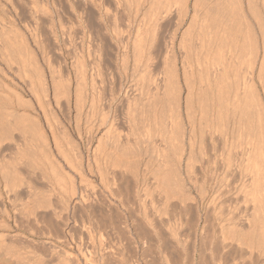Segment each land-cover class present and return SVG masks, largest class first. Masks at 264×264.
<instances>
[{
    "label": "rangeland",
    "instance_id": "374dc122",
    "mask_svg": "<svg viewBox=\"0 0 264 264\" xmlns=\"http://www.w3.org/2000/svg\"><path fill=\"white\" fill-rule=\"evenodd\" d=\"M86 1L85 0H80V1L79 0H75V1L74 0H9V1L8 0L7 1L6 0H0V5H1L0 7L3 8L5 6L3 9L0 8V26H2L0 28V30L1 31L3 30L2 31L3 33L0 31V45H1L0 49L5 47L8 50V51L6 50L5 52L6 53L8 52L10 55L8 53L7 54L10 57L12 55V57H13V59H12V57H11V59H9L10 57L8 59H6L8 57L7 54L5 56V53L2 52V50H0V70L2 69L1 70L2 73L0 71V73H1L0 74V219L2 218L0 220V264H18L17 262H19V264H94V263L95 264H120V263L121 264H147V263H149V264H201V263L202 264H207V263L208 264H217V262L219 261V258H217L218 257L217 255H219L218 254L219 252L223 254V255L221 254L222 255L221 258L223 260L226 259L225 260L226 262L222 261V259H220L219 264H224V263L225 264H264V234L261 233V231H259V229H257V227H258L257 225L259 222L257 221L256 218H254L253 220L251 219L252 220V221L250 220L251 222L249 220H247L248 215H249L248 216L249 219H250V217L252 218V216H253V215L250 216L254 212L253 211L254 209H252L253 203L250 202L249 199H247V197H245L244 194H242V193L237 194V192H235L236 190L241 189V188H238L241 186V183H242V182H240V180H242V178L245 177V176L242 178H241V176L236 177V176L240 175V174H238V172H239L238 167H237L238 170H236V165L235 166L233 165L234 167H232V168H235V169H231L230 170L231 172L230 171L227 172L228 175H231V174H229V172L230 173L233 172L232 175L229 177L227 175L228 178L226 177L224 182H223L224 179H222V181H220V179H219L221 177L220 174H222V172H223V170H222L223 166H222V163H220L221 160L218 161L217 158H219V156L218 157L216 156V160L221 164V166L216 161L218 164H213L212 166H214V167L211 166V170H212L211 171L210 170L211 163H210V165H209V163H207L209 166H207V164H205L206 161L204 160V156L202 157L203 154L201 153L202 149L200 147V144L197 141H195V140L199 139V136L195 137L196 139L194 138L193 153H192V157H191L192 161L190 160L191 163H190L189 167L185 166L187 163V160L185 157L186 155H184V154H186V152H184V153L182 152V155L176 154V155H178L179 158L177 156L175 157V154L172 153L173 151L170 148L171 147L170 144H168V142H166V143H164V147H163L162 146L163 143L160 144V142H162V141L157 137L159 140L156 138V141H155L156 143L153 142V145H155L157 149L159 147L160 149L164 148L166 150V152H165V150L163 152L164 154H166L165 158H163L164 159L163 161H165V162H163V164H165V165H162L161 164L162 162L159 164L160 161L158 160L159 157H157V156L160 153L158 152V150H157L158 153L156 152L155 146L150 144L151 145V147H150L145 142L143 144L142 143L137 144V143H135L136 141L134 142L135 136L132 137V135H130L129 136L130 138L128 137L129 139L126 140L124 132L129 133L128 132L129 128H130V130L132 129L135 132H137L138 129H136L137 128L136 124L131 122L132 120L130 119L129 116H128L129 118L127 117L129 120H127V118H126L127 106H128L126 103L127 100H125V98H123L121 94H119V96H117L113 100L104 99V100H108V103H107V101H103V104L105 102L107 103V104L105 103V107L107 106L106 108H108L109 106L111 107L112 114L117 119L116 122L114 123L115 124L114 126L116 128L113 127V129L115 128V133L119 132L123 138V139H121L122 144L119 143V145H118V142H117V145H116V143L115 144L112 143V148L114 150V153H112L113 150H111L112 149L111 145H109V143H108V142H110V144H111L112 141H110L107 138V136L105 135V129H106L105 126L99 127L98 130L95 129L94 131H96V130L97 131L95 133L93 131V133L90 136L88 135V137H89L88 138V137H86L87 135L85 134V132H86L85 127L87 126L86 125L87 123L85 124V122H82L83 124L81 123L80 130H79L80 134L78 135V134H76V132L73 129H70L68 127V125H70V126H71V124L73 125V121L71 119L72 118L71 115L73 114V110L71 108L69 109L68 107H66V104L64 102L62 103V106L60 107L61 111H60V109L58 110V109L54 108L53 113L56 112L55 113L56 115L54 114V116L55 117L57 116V118H58V121H57L58 122V128L60 129V130L58 128H57L58 130L56 129V131H55V132H57L56 137L58 139L60 138L59 142H61L60 144H61L63 150L64 149L67 150V151H64V155L67 154L66 156H68V158H69L68 160L70 161L69 164L72 165L71 166L72 168L69 166H66L65 162L62 161L63 157L62 158L60 157V156H62V154L58 153L56 150H54L52 148L53 149L52 155L54 154L53 155V157H54L53 163H55L54 166L56 165L55 169L56 170L58 169L56 171L55 176L59 177L58 179H56L57 177L55 178V182L58 181L59 184L58 183L56 184L54 181L51 183L48 181L49 179L53 180V178H51V176L49 174V170L47 172L48 173L47 177L49 179H47L46 177L41 178L40 176L33 174V176H36L35 177L36 179H34L31 176L34 181L31 178H30V180H32L31 183H32V185L34 184L33 185L34 188L35 189L37 188V190L39 192H43V194H44V192L47 193L49 191L48 185H53L54 187L53 186L52 187L54 188V190L55 189L57 190V188H55V187L60 188L61 186L64 185L65 187H62L63 189L58 188L59 190H57L56 192L55 191L52 192V194L54 193V195H55L54 196L55 199L53 197H51L52 198L51 200H53V202L55 201L53 204H54V206L57 205V207L59 205L58 196L59 195L68 196V194H69L68 192L71 190V187H73V184H75L76 188H74L75 186L73 187L75 189V191H74V189H72V191H74L75 194L72 196V199H71V200L74 199L75 202H72V203H74V205L69 206L67 211H63L64 213L62 212L61 215L60 214L58 215V213L53 214L51 208L49 209V208L45 207V205L47 203L45 205L43 204L47 200L46 199L47 196L44 195V197L45 196L46 197L43 198L45 200L42 202V206L38 207V204H35L33 207L29 208V210L27 209V211L24 212V202L26 200L25 195H27L26 193L24 195V192H26L24 189V180L26 178L30 177V176H28V174H30L31 172L28 171L29 173L27 174V171H26L27 169L29 170V168H28L29 164H27L28 166H26V165L24 166V139H22L24 137H22V134L24 136V123L27 124L29 121H30V123L33 121L32 110L35 109L37 106H36L35 101L33 100L34 98L32 99V96H30L31 94L29 95L27 93V92H29V91H26L27 86L25 87L26 90L24 89V73H23L24 70L22 72L21 69H22V67H24V65L22 66V59L25 58V56H24L25 50H23V49L21 50L23 52V53L22 52L21 53L24 54V55L21 54L23 57L22 59L20 58L21 57L20 51L18 52L20 57L17 56V50L18 49L16 47L20 46V44L18 45L19 40H20V43H22V45H24V46L28 45L29 46L30 49L28 51L30 53L32 52L31 54L35 55V56H33V55L32 56L34 57L37 66H41V69L43 68L42 70L40 69V71H43L44 75H46V76L48 75L47 73H48L49 67L52 70H54V69L57 70L56 72H54V74L56 76V79L59 81L60 85L62 86V88L65 87L68 82L69 83L71 82L70 83L71 85H75V83L77 81L79 82L80 80H82L81 82H83V80H84L85 88L87 87L86 89L89 92V89H90L89 83H91V78H94L96 81H98L97 83H99V85H101L100 80H99L100 78L99 77L97 78L95 76L97 78L96 79L94 76L91 77V74H90V70H91V66H92V64H90L92 60H90V59H92L93 57L100 58L101 61L99 60V62H98V63H100V65H102V63H103V65L101 66V69H103L102 70L104 72L103 78L105 79V81H104V85L102 87H103V89L106 90V91H104V93L106 92L105 93L106 95L104 94V98L110 97V96L109 97L107 96V95H109V92L107 90H109L108 88L110 87V85H112L110 83V79H109V71H110V73L112 71V73L114 74L115 80H114L113 86H114V88L116 87L117 89H119L120 87H123L124 84H131L130 80L133 82V77H135V78L137 77V75H135V73H132L131 71H129L127 79H126V77L124 75L120 74V72H117L118 71L117 66L119 64V61L117 60L118 59L117 58V56H118L117 52H119L120 46H119V43L116 41L115 37L113 36V34L110 33L114 26L113 27H110V26H112L111 25L112 23L114 25L117 23L116 25L120 26V28H122V29L124 27V29H125V27H129L131 25L130 27H132V29L134 30L133 32L135 34V32H136L135 28H136V25L138 23L137 16L141 10H144L146 8V5H144V6L142 5V6L138 7L139 11H138V9H136L137 11L136 10L134 11L135 8H133V9L130 8L131 10L127 9V7H124L125 4L123 5L122 3H120L121 5L119 4L118 8H116L115 7L116 3L113 2V0H108L110 2L111 9L112 10L114 9L113 12L116 9L120 10V11L116 10V16L115 17L113 16V18H116V19H113L111 17V20H114V22H112L109 19L110 17L107 18V17H105V14H103V12H104L103 8L105 9L104 3L107 5V4H109V3H107L108 1H106V0H104V1L103 0H98V1L95 0L96 4L94 3V1H91V0L90 1L88 0V2H87L88 4H87ZM98 2L101 4H98ZM194 2H195V5L193 4ZM242 2L243 3H241V6L242 5L243 6H242V8H240L239 6H237L239 4H237L235 1L232 2L231 6H230L231 2L229 0H187L186 4L188 7L187 8L188 14H187V16L184 17L183 26L181 28H179V30H177L178 33L176 32V35L177 36L180 35L179 33H181V31L185 30L186 28H189L191 16H192L194 11H195L194 19L196 21H195V25H193L190 28L193 30L195 29V26L197 24H199V22L201 21L204 13L207 16H209V18L207 16H205V17H207L206 18L207 22L209 20H212V19L215 20L214 16H217L216 21H219L220 19H224L227 22L228 26H231V28H232V29L231 28L228 29L229 32L226 33V34H229L231 32L232 36H231V33L229 34L230 36L225 35L226 36L225 38L227 39V37H228V39L227 40L225 39L226 41H224V42H227V43L230 42V40L233 39L232 37H234L236 34H238L240 37L241 46H240V49L238 51V54L240 55L239 56L240 59H238V60L240 62L239 61H238L239 63L236 62L237 66L236 65L235 66H236L237 72L243 74V73H245L246 67H247L246 61L249 58V55H247V53L249 52V48H250L249 42H250V39L252 36L250 37V34L247 33V31H246L247 27H246V25H244V24H248V22L250 21L251 14L249 15V12L246 11L247 7L245 5L246 4L245 0H242ZM102 3H103V5H102ZM228 3H229V7H231L230 8L231 10L228 7ZM3 4H4V6H3ZM30 5H33L34 7H31ZM43 5H45V6H43ZM234 5H235V7H234ZM35 7H36V9H35ZM177 7H178L177 4L172 5V8H171V9H173V11H171L172 14L170 15V17L166 21L165 20L163 21V23L160 26L161 30H160V28L158 30L159 33H158L157 38L159 37V39H157L156 44H159L161 46L158 45L159 46L158 48L154 47L153 51H152V53L154 54L153 56L156 57V55H157L156 59L154 58L155 62L153 63V67H154L153 72L156 71L157 74L158 73L161 74L162 69H160V68L162 67V65H164L166 63L165 62L162 64L161 61L164 62V60L168 58V54H169V58H168L169 64H170V61L174 60L175 65L177 66V67L174 66L172 68H176V71L179 75V76L178 75L177 76H178V80L180 82V87L182 88V92L180 94L181 98H182V97H184V94H185V92H184L185 88H184V85L182 84V75H181L182 73H181V67L179 65H180V59L184 53L180 47L178 48V42L176 43L179 36L177 37V40L175 41V43L173 45L174 46L173 49H170V47H169L170 44H168L170 42V37H171L170 35L174 31L173 30L174 25H175L174 21L176 19L175 18L176 14H175L174 10L176 11ZM232 7H234L235 9ZM238 7L245 11L244 13L247 17L246 19L248 20V21L246 20L247 23H246V21H243L245 18L243 19L241 17V15H240L241 10ZM121 9H122V11H121ZM228 9L230 11H232L231 12L232 15L235 14L234 12H237V14L240 17L236 16V14H235V17H233V19H231V20H229L225 16L221 17L220 14H223V12H224V14L225 13L228 14ZM129 10H130V12H128ZM239 10H240V12H239ZM97 11L99 12V14ZM246 12H247V14H246ZM119 13H121V14H119ZM127 13H130L131 15H129ZM130 16H132V18ZM87 17H89V18H87ZM248 17H250V18H248ZM125 18L126 19L129 18V20H127L128 23H127ZM120 19H121V21H120ZM107 20L110 22H108ZM125 21H126L125 24L126 25L129 24V26L128 25L126 26L124 24ZM243 22H245V23H243ZM108 23H109L110 28L107 25ZM122 25H123V27H121ZM144 26H145V24H143V26H141V28H139V29H142L141 30L142 33L146 32V31H144L145 28L143 29ZM4 32H6L7 34L6 33L4 34ZM97 32H99V33H97ZM147 32H146L147 34L143 33V35L148 36L149 31H147ZM1 33L6 35V36L2 35ZM102 33L104 36L102 35ZM90 34H92V35H90ZM95 34H96V37H94ZM134 34H133V37H134ZM100 35L103 37L101 38ZM92 36L96 40L92 39L91 38ZM5 37H7V39H5ZM133 37L131 35V38H133ZM229 37H231V38H229ZM32 38H34V40ZM8 39L10 41L13 40V42L12 41L10 42ZM15 39L17 42L16 41L14 42ZM88 39L90 41L94 42V46L96 47L97 50H100V51L102 50L101 51L102 54H100V51H97L98 52L97 55H94V54L90 55V53H89V44L90 43H89ZM5 40H6V42H5ZM158 40L163 41L164 43L166 42V44L169 47V50L170 51L173 50L174 52L172 51V53H170V51L168 50L169 51L168 54L165 53L164 52L165 50H163V46H164L163 44L164 43L163 42L158 43ZM223 40L224 39H222L220 42V46H222L221 48H223V45H224V44L222 45V43H224ZM7 43H8V45H7ZM9 43H11V45H13V46L10 45L11 46L10 47ZM2 44H3V47H2ZM14 44H15V46H14ZM100 44H101L102 48H100ZM109 45H110V47H109ZM226 45H224V46H226ZM28 46H26V47H28ZM26 47H23V48L25 49ZM117 47H118V49H117ZM165 47L166 46H164V48ZM5 48H3V50H5ZM86 48H87L88 52L86 51ZM113 49H115V50H113ZM157 49H158V51H157ZM30 50H32V51H30ZM110 51L113 53H111ZM202 52L204 53V51H202ZM46 53L48 54V56ZM155 53H157V54H155ZM163 53H165L164 56L167 54L166 55L167 58L164 59ZM191 53L193 54L192 50H191L190 54H188L190 60H192L193 56H194V54L192 56ZM99 54H100V56H99ZM103 54H104V56H103ZM110 55L113 59L110 57ZM159 56H160V58H159ZM247 56H248V58H247ZM102 58H104V59H102ZM160 59H162V60H160ZM168 59H167V63H168ZM7 60H9V62H11V61L12 62L10 64H8L9 62H7ZM109 60H110V62H109ZM156 61H157V63H156ZM111 62L113 63V65ZM80 63H82V64H80ZM154 64H155V66H154ZM171 64L174 65V63H171ZM115 65H116V67H115ZM165 65H164V67L167 68ZM81 66H83L85 68L82 67L81 69H79V67H81ZM112 66H114V67H112ZM167 66L170 67V65H167ZM51 67H54V69ZM164 67H162V68L164 69ZM38 68H40V67H38ZM109 68H110V70H108ZM115 69H116V71H114ZM154 69H155V71H154ZM82 70H84V73H83L84 76H83V74H81ZM116 72L118 73L117 75L115 74ZM131 74H134V76L133 75L131 76ZM228 76L231 77L230 72L228 73ZM106 78H107V80H106ZM121 81H122V83H121ZM108 85H109V87H108ZM257 89H258L257 90L258 93L260 94V96H259L260 102L263 104V107H264V101H263L264 95L261 92L260 85H257ZM7 90H8V92H7ZM206 91L204 88V91H202V94H199L198 96L196 95L195 99H194V104H193L194 107L192 109V110H194L192 112L193 120L190 123L195 124V126L197 128L196 131L199 130L197 122H199V115L200 114L198 112H200V107L201 106L205 107L207 101L210 100L209 94ZM24 92H26V93H24ZM88 92H87V94H88ZM4 93H6V94H4ZM119 97L121 98V100ZM24 101H27V102L24 104ZM169 103H170L169 100L168 101L162 100V101H159L158 104H155V109H156L157 114H159V111H160L168 119V113L166 111L170 107ZM141 106L143 108H145V107L147 108V105L145 104V102L140 101L138 104L135 103L134 105H132L131 109L134 113H138L140 111ZM162 106H163V108H162ZM31 108H32V110H31ZM180 110L181 111L179 112L180 114L178 117L179 119L177 118L176 121H178L179 128L182 126L180 128L182 130H180V131L185 132V130H186V133H187V130L189 128V118L190 117H189L188 113H185L182 105H181ZM30 114H32V115H30ZM150 115H148L147 118L150 117V119H152V116H150ZM203 115L206 116L208 114L203 113ZM159 116H158V119H156L157 121H160ZM261 116L263 117L264 114H262ZM67 119L69 121L68 123H67ZM39 120L41 121V122L39 121L40 124L43 125L42 118H39ZM167 122H170V121L167 120ZM167 122H165V123H167ZM66 124H68V125H66ZM158 125H159V122H158ZM254 125H255V127H254ZM256 125H257V123L253 124L251 126V130L249 129L250 141L254 145H258V146H260L259 144L261 142V146L264 147V139L261 140V138L259 137L258 132L260 131V129L259 128L257 129ZM62 126H64L65 129ZM36 128L38 129V127H36ZM134 128H135V130H134ZM166 128H168V125L166 126ZM153 129H159V128H158V126H156ZM39 130H40V127H39ZM61 130H62V132H60ZM65 130H67L66 131L67 133L65 132ZM117 130H119V131H117ZM122 132H123V134H122ZM65 134H67V135H65ZM25 135L28 137L30 136L29 138L32 141L31 146H32V148H34V150L32 148H29L32 155H33L32 158L34 159V157H37V159H39V158L43 159L42 155L46 154L47 151L43 150V148L40 147L41 146L40 139L38 138L39 139L38 140L36 137H34V138L37 140L31 138V136H32L31 132H30V135H29V132H25ZM235 135H237V133ZM59 136H61V137H59ZM96 136L99 137V139H97ZM105 136H106V138H105ZM123 136L125 137V140L127 142L129 141L128 143L125 142ZM156 136H158V135H156ZM208 137L209 136H205V139H206L205 143H207L206 146L210 150L212 143L210 142V139L207 140ZM212 137L214 139V136H212ZM185 138H187L186 135H184V146H185L184 148L187 150V144H185V143H187L188 141H186L187 139H185ZM258 138H260V139H258ZM104 139H106V140H104ZM234 139L236 141V138H234ZM98 140H100L101 144L104 145L103 148L105 147V149L103 151L105 152V150L107 149L106 152L104 153L102 150H100L102 148V145L99 146L101 148H99L98 152L102 151L101 153H98V154H100L99 156L101 159L99 157L95 159L94 156L91 155L92 153L90 152V150L95 147L94 145H96L95 143H97L96 141H98ZM206 141H208V142H206ZM215 141L216 142H214V143L215 144L217 143L216 144L217 146L222 147V144H220V145L218 144L220 142V140H215ZM258 141H259V144H257ZM105 143H107V144H105ZM196 143L198 145H196ZM35 145H37V146H35ZM141 145H143V146H141ZM250 145H251V143H250ZM87 146L88 147L91 146V147L88 148ZM137 147H138V149H136ZM250 147H254V146L251 145ZM35 148L37 149V151L35 150ZM139 148H140V150H139ZM151 148H153L154 150ZM29 149H28V155L27 156H29V155L31 156V154H29L30 153ZM38 151L41 152L40 155L43 153L41 155V157L39 156ZM134 151L136 153H134ZM149 152H152V153H149ZM179 152H181V151H179ZM115 153L117 154V156ZM118 153H120L119 154L120 156H118ZM131 153H133V154H131ZM142 153H144V154H142ZM75 154H77V155H75ZM102 154L103 155L107 154V155H105L107 158H105V156H102ZM130 154L132 156L134 154H136V155H134L135 160L137 159L136 160L137 162L135 163V165H136L135 166V168H136L135 172L133 169H130L132 166L131 160L133 159V157H131ZM156 154H158V155L156 156ZM137 155H140V157ZM126 157L128 158V160ZM32 158H29V160H31ZM79 158L81 160H79ZM93 158L95 161H92ZM148 158H150L151 160ZM183 158H185V160ZM201 158H203V160L205 162L203 160H201ZM116 159H117V161H116ZM176 159H178V160H176ZM97 160H99L100 162ZM182 160H184V162ZM35 161H36V158H35ZM80 161H81V163H80ZM181 161H182V163H181ZM185 161H186V163H185ZM31 162L34 163L33 161H31ZM31 162H28V163H31ZM78 162L80 163V167L82 166L81 167L82 169L78 167V165H79ZM108 164H110V165H108ZM114 164H116V165H114ZM188 164H187V166H188ZM88 165H90V166H88ZM58 166H60L61 169H59L60 167H58ZM112 166L115 167V169L116 168L117 169L115 170ZM127 166H129V168ZM26 167H27V169H26ZM217 167L218 168L221 167V168H219L220 169L219 171L217 170L218 169ZM69 168H71V170ZM110 168L112 169V171ZM132 168H133V166H132ZM208 168L211 171L210 173L208 170H206ZM77 169H79L80 173L84 174L83 175L84 179H87V181L90 182L87 190L89 191V193L91 191L92 192L90 193L88 203H83L78 199L79 198L78 192L80 189L79 188L80 185L78 184L79 179L76 176L77 173L74 172V171L78 172ZM127 169L129 171H126ZM81 170H83V171H81ZM121 170L123 172H121ZM131 170L134 172V174H136L134 177L132 176L133 173L131 174V172H132ZM68 171H69V174L71 176H73L72 178L68 177L70 175L67 176ZM117 172H119V173H117ZM127 172L130 173L131 176ZM206 172L208 175L211 174V177H208V175L206 176ZM219 172H221V173H219ZM98 173H100L99 176H98ZM102 173H103V175L100 176ZM115 173H116V176H115ZM24 174L26 176H24ZM89 174H91V175H89ZM217 174H219V175H217ZM30 175H32V174H30ZM112 175L115 177H113ZM127 175H128V177H127ZM213 175H214V177H213ZM217 176H220V177H217ZM100 177H102L101 180L99 179ZM132 177L135 180L131 179ZM238 178L239 179L241 178V179L239 180ZM102 179H103V181H102ZM162 179H164V180L162 181ZM218 179H219V181H218ZM228 179H229V181H228ZM59 180L61 182H63L64 184H62ZM232 180H233V182H232ZM67 181H69V183ZM36 182H37V184H36ZM70 182L72 185L70 184ZM227 182H228V185L229 184H231V185L228 186L226 184ZM263 182L264 181H262L261 184H263ZM54 183L56 186L54 185ZM91 183H93V185ZM222 183L226 184L230 190L231 189H235V190H232L231 192H230V190H228L229 192L225 193L227 191L225 189L226 188L228 189V187ZM239 183H240V186H239ZM111 184H112V186H111ZM167 184H168L169 189H171L170 190L171 194L170 193L166 194V192H168V188H165V189H167L166 192H164V189L160 188L163 186L167 187ZM220 184L223 186L222 191H220L221 190ZM57 185H59V186H57ZM134 185H136V186H134ZM176 185L178 186L177 190H179L178 189L179 187L181 189L177 193L176 192L174 193V191H177ZM39 187H40V189H39ZM224 187H226V188L224 189ZM41 188H43V189H41ZM65 189H66L67 193L65 192ZM172 189H175V190H172ZM216 189L217 190L220 189V190L217 191ZM46 190H48V191H46ZM98 190H100V191H98ZM162 190L167 195V196H164L166 200L163 199V195H162L163 193L161 192ZM159 192H161L162 194H160ZM110 193H111V195H110ZM140 193H141V195H140ZM234 193H236V194H234ZM40 194H42V193H40ZM169 194H170V197L168 196ZM173 194L174 195L177 194L176 195L177 197H179V196H181V197H179V198L174 197ZM211 196L213 197V199ZM167 198L169 200H167ZM180 198H181V200H180ZM183 198H184V201L182 200ZM137 199H139V200H137ZM175 199H177V200H175ZM92 200L95 203H93ZM122 200H123V203H122ZM263 200H264V196H263ZM180 201H182V203H180ZM89 203H90V205H89ZM78 206H80V207L78 208ZM182 206H183V208H182ZM162 208H163V210H162ZM246 208H248V209H246ZM73 209H75V210H73ZM79 209L82 212L83 211L84 212L82 213ZM251 210H252V212H251ZM28 211L31 212L30 213L31 216H30V214H28L29 213ZM103 212L105 213V215L102 214ZM220 212L222 215L220 214ZM38 213H39V215H38ZM147 213H148V215H147ZM56 215H58V216H56ZM231 215H233V216H231ZM52 216L53 217L55 216V217L52 218ZM84 216L88 217V219ZM74 217H76V218H74ZM101 217H102V220L99 219ZM110 217H111V219H110ZM145 217H147L146 220H145ZM230 217H233V218H230ZM259 217L264 219V208H263L262 212L260 213ZM55 218H56V220H55ZM62 218H64V220ZM94 218L95 219L97 218V219L95 220ZM104 218H106V219H104ZM147 219H149V221ZM228 219H232V220H228ZM48 220H49V222H48ZM99 220H101V221H99ZM233 220H235V221H233ZM55 221H56V224H54ZM64 221H66V223ZM106 221L109 223V225H108V223L106 224ZM125 221H126V223H125ZM229 221H230V223H229ZM237 221H238V223H237ZM245 221H248L249 223H247ZM222 222H224V225ZM59 223L61 225H59ZM219 223L222 225H220ZM72 225H74V226H72ZM99 225H101V226H99ZM154 225H155V227H154ZM221 226H224V227H221ZM232 226L234 229L232 228ZM222 228H224L223 235H225V238L228 236H231V240H229L230 238H226V239H228V240H226L227 243H230L228 241H231V244H229V246L226 247V249L229 248L230 245L231 246L233 245L232 247H230L231 249H229L228 251L226 250V252H225V249L222 250V252H221L218 249L219 248L218 245H216V244H218L217 240L219 241L222 238V237H220L222 234L221 232L223 231ZM175 229H177V230H175ZM112 231H113V233H112ZM174 231H175V234L172 235L174 233ZM60 234L62 237L60 236ZM214 236H215V238H214ZM174 241L176 243H174ZM178 241H179V243H177ZM244 242H245V244H244ZM181 243H182V245H181ZM249 243H251L252 246ZM242 244L244 245V247L245 246H248V247L243 248ZM249 245H250V248L251 247L253 248V246H254L253 249L255 251L254 250L252 251V249L249 248ZM238 247L241 248L240 249L241 251L238 250L239 249ZM247 248H249V249H247ZM216 249H217L218 253L215 252ZM3 250H4V252H3ZM6 250H8V252ZM14 251L17 253L18 256L16 255V253ZM211 251H212V253H211ZM240 254L242 257L240 256ZM213 257H214V259H213ZM16 258H18V259H16ZM94 259H96V260H94ZM203 259H204V261H203ZM209 259H210V261H209ZM215 260L217 262H215ZM212 261L215 263H213ZM53 262H55V263H53ZM222 262H224V263H222Z\"/></svg>",
    "mask_w": 264,
    "mask_h": 264
},
{
    "label": "bare ground",
    "instance_id": "6f19581e",
    "mask_svg": "<svg viewBox=\"0 0 264 264\" xmlns=\"http://www.w3.org/2000/svg\"><path fill=\"white\" fill-rule=\"evenodd\" d=\"M7 1V0H6ZM9 1V0H8ZM75 1V0H74ZM80 1V0H79ZM86 1V0H85ZM90 1V0H89ZM91 1H94V3L96 4V1L95 0H91ZM98 1V0H97ZM104 1V0H103ZM108 1V0H106ZM186 1L187 0H113V2H115L116 4V8H118L119 4L122 3L124 5V7H127V9H130V8H135L134 11L136 9H138V7L140 6H144L146 5V8L144 10H141L140 13L138 14L137 18H138V23L136 25V32L134 34V30L132 29V27L129 26V24H127L129 27H123V25L120 28V26L118 25H114L113 23L111 24L112 26L110 27H113L112 31L110 33L113 34V36L115 37L116 41L119 43V52H117L118 56H117V60L119 61V64L117 66V69L118 71L117 72H120V74L124 75L127 79V76H128V72L131 71L132 73H135V75H137V77H133V82L130 80L131 84H124L123 87H118L119 89H117L116 87L114 88L113 84H114V74L110 73L109 71V79H110V83L112 85H108V89L107 90L109 92V95H107L109 98H104V91H106L105 89H103V85H104V81L105 79L103 78L104 76V72L102 71L103 69H101V66L103 65H100L99 60L100 58L98 57H93L90 64H92L91 66V70H90V74H91V77L92 76H96L97 78L99 77L100 79V83L101 85H99V83H97L98 81H96L94 78H91V83H89L90 85V89H89V92L87 91V87L85 88V82L83 80V82H81L82 80H80L79 82L77 81L75 83V85H71L69 82L67 83V85L65 87L62 88V86L60 85L59 81L56 79V76L54 74V72H56L57 70L54 69V67H51L53 68L54 70L50 69V67L48 68V75H44V72L43 71H40L41 69V66H37L36 62H35V59L33 56V54H31L28 50L30 49L28 45H22V43H20V40L18 42V45L20 44V46H17L16 49L17 50V56L20 57V55L23 53L21 50H25V58L22 59V55H21V59H22V66L24 65V67H22V72L24 70V89L26 90V86H27V90L26 91H29L27 92L30 96H32V99L35 101L36 103V110L31 108L32 110V119L33 121L30 123V121L26 124L24 123V136L22 134V139H24V166H28L27 164H29V170L27 169L26 167V171H27V174L29 173L28 171H30L32 175L28 174V178H26L24 180V189L26 192H24V195L25 193L27 195H25V202H24V212L27 211V209L29 210V208L33 207L35 204H38V207L39 206H42V202L45 200L43 198H45L46 196V202H44L43 204L45 205V207L47 208H51L53 214H57L58 215L62 214L63 211H67L68 207L69 206H72L74 205V203L72 202H75L74 199H72V196L75 194L74 191L76 188L75 184H73V187H71V190L68 192V196H65V195H59L58 196V201H59V205L57 207V205L54 206V202L53 200H51L53 197L54 198V193L52 194L53 191H57L59 190L60 188L62 187H65L64 185L61 186L60 188L59 187H55L57 188V190L55 189L54 190V186L53 185H48L49 187V191L47 193L44 192H39L37 190V188L35 189L34 188V184L32 185L31 181L33 180L32 177L34 179H36L35 177L36 176H33L34 175H37V176H40L41 178H47L49 179L47 176H48V170H49V174L51 176V178H53V180H48L50 183L51 182H55V178L57 176L56 175V170L54 164L53 163V155H52V150H56L58 153H61L62 156H60L65 162V165L66 166H69L71 167L72 165H70V161L68 160V156H66L67 154L64 155V151H67V150H63L62 146H61V142H59L60 138L58 139L56 137V129L58 128V118L57 116L55 117L54 114L56 113H53L54 111V108L56 109H60V107L62 106V103L64 102L66 104V107H68L69 109L71 108L73 110V114L71 115V119L73 121V125L71 124L68 125V127L70 129H73L76 134H80V125L82 122H85V124L87 125L85 128V134L87 135L86 137H88V135L90 136L93 131L95 129L98 130L99 127L101 126H105L106 129H105V135L107 136V138L112 141L111 144L110 142L109 145H111V148H112V143L117 145V142H118V145L119 143H121V139L122 136L119 132H116L115 133V122H116V118L115 116L112 114V110H111V107L109 106L108 108L105 107V103L103 104V101H107L108 103V100H104V99H110V100H113L115 99L117 96H119V94L122 95L123 98H125V100H127V116L126 118L129 116L130 120L132 123H135L136 124V129H138L137 132L133 131L132 129L130 130V128L128 129V132L129 133H125V137H126V140H128L130 137V135L135 136V140L134 142L137 143V144H143L144 142L151 147V145H153V142L156 141V138L158 137L163 143V147H164V143L168 142V144H170V148L172 149V153L175 154V157L178 155H182V152H186V160H187V163H186V167H189L190 163H191V157H192V153H193V146H194V138L195 137H198L199 136V139L198 140H195L197 141L199 144H200V147L202 149V157L204 156V161L203 158H201V160H203L205 162V164L211 163L210 165V170H211V166L213 164H218L219 160H221L220 163H222V174L221 177L220 176H217V177H220V181L223 180V182L225 181V178L227 177L228 175V171H230L231 169H235V168H232L236 165V170L239 169V172L238 176L236 177H239L241 176L244 177L242 178V180H240L241 183V186H240V183H239V186L238 188H241L239 190H236L235 192L238 193H242L245 195V197H247V199H249L250 202H252V206L254 209L253 211V214H251L250 216H252V218L250 217L249 219V215L247 216V220H253L254 218L257 219V221L259 222L258 223V227L257 229H259V231H261V233L264 234V219L259 217L260 213L262 212L263 208H264V200H263V194H264V182L263 184L262 181H264V147L261 146V142L259 144V141L257 142V144H259L260 146L258 145H254L251 141H250V133H249V129L251 130V126L253 124H256L257 123V129L259 128L260 131L258 132L259 134V137L262 139H264V116L262 117L261 115L264 114V107H263V104L260 102V94L258 93V89H257V85H260L261 87V92L262 94L264 95V0H245V5H246V11L249 12V15L251 14V18H250V21L248 22V24H244L246 25V31L248 34H250V48H249V52L247 53V55H249V58L247 56V61H246V71L245 73H239L237 72L236 70V62L239 63L240 61L238 59H240V55L238 54V51L240 49V37L238 34H236L234 37H232L233 39L230 40V42H224L228 39L225 38L226 36L225 35H229V34H226L228 33V29L231 28V26H228L227 22L224 20V19H220L219 21H216V18L217 16H214L215 17V20L212 19V20H209L207 22V17L209 18V16H207L205 13L201 19V21L199 22V24H197L195 26V29H190L193 25H195V11L193 12L192 16H191V21H190V24H189V28H186L185 30L181 31V33H179L180 35H176V32L177 30H179V28H181L183 26V21H184V17L187 16L188 14V7H187V4H186ZM231 3H230V6L232 4V2H236L237 6H239L240 8H242L241 6V3L242 0H229ZM88 2V0L86 1V3ZM100 2V1H99ZM98 4H101L99 3ZM11 3V2H10ZM43 3V2H42ZM104 3V2H103ZM102 3V5H103ZM107 3L109 4H105L104 3V7L105 9L103 8V14H105V17L109 18L111 20V17L113 18V16L115 17L116 16V9L114 12L113 10L111 9L110 7V2L108 1ZM32 4V3H31ZM88 4V3H87ZM93 4V3H92ZM173 4H177L178 7L176 9V11L174 10L176 16H175V25H174V28H173V32L172 34L170 35V42L168 44L170 49H173V45L175 43V41L177 40V37H178V40L176 41V43L178 42V48L180 47L181 50H183V56L181 57L180 59V67H181V75H182V84L184 85V88H185V94H184V97L181 98V92H182V88L180 87V82L178 80V73L176 71V68H172L175 65V61H170V64H169V54L168 52L170 51L169 50V47L168 45L166 44V42L164 43L163 41H159L158 40V43L159 42H163L162 44L164 46H166L164 48L163 46V50H165L164 52L168 54V58H167V54L164 56L165 53H163V56H164V59L167 58L168 59V63H167V59L162 62L165 63L164 65L167 67L165 68L164 65H162V67H164V69L161 67L160 69L161 70V74L160 73H156L155 69L153 72V63L155 62L154 61V58L156 59L155 56H153L154 54L152 53L153 51V48L156 47L158 48L159 44H156V41L157 39H159V37L157 38L158 36V30L161 26V24L163 23V21L167 20L170 15L172 14L171 11H173L172 8V5ZM195 5V2L193 3ZM234 4V3H233ZM121 5V4H120ZM193 5V6H194ZM236 5V4H235ZM234 5V7H235ZM1 6V5H0ZM4 6V4H3ZM31 7H34L33 5H30ZM45 6V5H43ZM87 6V5H86ZM90 6V5H89ZM94 6V5H93ZM112 6V5H111ZM5 7V6H4ZM3 7V8H4ZM95 7V6H94ZM93 7V8H94ZM176 7V6H175ZM228 7H229V3H228ZM232 7V8H234ZM238 7V8H239ZM2 8V7H0ZM2 8V9H3ZM120 8V7H119ZM231 7H229L230 9ZM239 8V9H240ZM1 9V10H2ZM36 9V7H35ZM48 9V8H47ZM89 9V8H88ZM228 9V14L223 12V14H220L221 17H227L229 20L233 19V17H235V14L236 16H239L237 14V12H234L235 14L232 15V11H230ZM235 9V8H234ZM85 10V9H84ZM131 10V9H130ZM130 10L128 12H130ZM237 10V9H236ZM241 10V12H240ZM239 12H240V15L241 17L244 19L243 21H246L247 17L245 15V11L240 9ZM4 11V10H3ZM92 11V10H91ZM95 11V10H94ZM120 11V10H118ZM122 11V9H121ZM137 11V10H136ZM139 11V9H138ZM2 12V11H1ZM5 12V11H4ZM90 12V11H89ZM93 12V11H92ZM98 12V11H97ZM132 12V11H131ZM246 12V14H247ZM80 13V12H79ZM115 13V14H114ZM133 13V12H132ZM138 13V12H137ZM87 14V13H86ZM99 14V12H98ZM97 14V15H98ZM121 14V13H119ZM129 15H131L130 13H127ZM135 14V13H134ZM133 14V15H134ZM91 15V14H90ZM123 15V14H122ZM125 15V14H124ZM96 16V15H95ZM207 16V17H205ZM84 17V16H83ZM94 17V16H93ZM99 17V16H98ZM132 18V16H130ZM213 17V18H214ZM240 17V16H239ZM89 18V17H87ZM96 18V17H95ZM100 18V17H99ZM121 18V17H120ZM124 18V17H123ZM130 18V19H131ZM136 18V19H137ZM106 19V18H105ZM113 19H116V18H113ZM126 19V18H125ZM211 19V18H210ZM82 20V19H81ZM93 20V19H92ZM100 20V19H99ZM119 20V19H118ZM129 20L126 19V21ZM106 21V20H105ZM108 21V20H107ZM112 22H114V20H111ZM121 21V19H120ZM126 21L124 22V24L126 23ZM132 21V20H131ZM248 21V20H247ZM246 21V23H247ZM89 22V21H88ZM91 22V21H90ZM110 22V21H108ZM128 23V21H127ZM133 23V22H132ZM245 23V22H243ZM5 24V23H4ZM90 24V23H89ZM121 24V23H120ZM119 24V25H120ZM143 24H145V26L143 27V29L145 28L144 31H149V34L148 36L146 35H143L144 34H147L146 32H141L142 29H139L141 28V26H143ZM92 25V24H91ZM108 27H109V23L107 24ZM126 25V24H125ZM126 25V26H127ZM135 25V24H134ZM95 26V25H94ZM97 26V25H96ZM101 26V25H100ZM103 26V25H102ZM2 26H0L1 28ZM109 27V28H110ZM135 27V26H134ZM241 28V27H240ZM89 29V28H88ZM105 29V28H104ZM232 29V28H231ZM7 30V29H6ZM161 30V28H160ZM238 30V29H237ZM1 31V30H0ZM3 31V30H2ZM1 31V32H2ZM106 31V30H105ZM232 31V30H231ZM241 31V30H240ZM161 32V31H160ZM3 33V32H2ZM1 33V34H2ZM6 32H4L5 34ZM99 33V32H97ZM178 33V32H177ZM2 34V35H4ZM7 34V33H6ZM93 34V33H92ZM90 34V35H92ZM107 34V33H106ZM133 34H134V37H133ZM1 35V36H2ZM103 35V33H102ZM131 35L133 38H131ZM6 36V35H4ZM3 36V37H4ZM34 36V35H33ZM32 36V37H33ZM101 36V35H100ZM104 36V35H103ZM101 36V38L103 37ZM160 36V35H159ZM230 36V35H229ZM231 36H232V33H231ZM94 37H96V34L94 35ZM94 37L92 36L91 38L94 39ZM108 37V36H107ZM35 38V37H34ZM34 38H32L34 40ZM52 38V37H51ZM164 38V37H163ZM231 38V37H229ZM5 39H7V37H5ZM36 39V38H35ZM111 39V38H110ZM223 40L224 43H222V45H226L224 46L223 45V48H221L222 46H220V42L221 40ZM226 39V40H225ZM9 40V39H8ZM7 40V41H8ZM89 40V39H88ZM96 40V39H94ZM10 41V40H9ZM13 42V40H11ZM10 41V42H11ZM16 41V39L14 40V42ZM70 41V40H69ZM102 41V40H101ZM6 42V40H5ZM17 42V41H16ZM35 42V41H34ZM80 42V41H79ZM92 42V43H91ZM116 42V43H117ZM217 42V43H216ZM89 53L90 55L91 54H94V55H97V51H100V50H97L96 47L94 46V42L93 41H90L89 40ZM110 43V42H109ZM216 43V44H215ZM226 43V44H225ZM6 44V43H5ZM166 44V45H165ZM8 45V43H7ZM11 45V43H9V46ZM88 45V44H87ZM98 45V44H97ZM106 45V44H105ZM112 45V44H111ZM155 45V46H154ZM157 45V46H156ZM159 45V46H158ZM5 46V45H4ZM13 46V45H11ZM10 46V47H11ZM15 46V44H14ZM28 46V47H26ZM116 46V45H115ZM118 46V45H117ZM1 47V45H0ZM2 47H3V44H2ZM7 47V46H6ZM23 47H26L25 49ZM42 47V46H41ZM87 47V46H86ZM110 47V45H109ZM114 47V46H113ZM5 48V47H3ZM2 50V52L5 53V56L6 53L5 51L7 50L5 48V50ZM8 48V47H7ZM28 48V49H27ZM100 48L101 47V44H100ZM99 48V49H100ZM155 48V49H156ZM9 49V48H8ZM118 49V47H117ZM154 49V50H155ZM47 50V49H46ZM109 50V49H108ZM115 50V49H113ZM160 50V49H159ZM169 50V51H168ZM193 52L192 56H193V59L190 60L189 59V55L190 52ZM8 51V50H7ZM20 51V55L18 54V52ZM28 51V52H27ZM32 51V50H30ZM86 51H87V48H86ZM102 51V50H101ZM100 51V54H102V52ZM105 51V50H104ZM118 51V50H117ZM158 51V49H157ZM173 51V50H172ZM172 51H170V53H172ZM204 51V53L202 52ZM22 52V53H21ZM88 52V51H87ZM108 52V51H107ZM111 52V51H110ZM155 52V51H154ZM174 52V51H173ZM3 53V54H4ZM96 53V54H95ZM109 53V52H108ZM113 53V52H111ZM110 53V54H111ZM116 53V52H115ZM114 53V54H115ZM9 54V53H8ZM7 54V58L8 59L10 56V54L8 55ZM47 54V53H46ZM99 54V56H100ZM157 54V53H155ZM33 55V56H32ZM42 55V54H41ZM88 55V54H87ZM108 55V54H107ZM3 56V55H2ZM4 56V57H5ZM48 56V54H47ZM46 56V57H47ZM104 56V54H103ZM109 56V55H108ZM114 56V55H113ZM162 56V55H161ZM12 57V55H11ZM11 57L9 59H11ZM111 57V55H110ZM115 57V56H114ZM41 58V57H40ZM112 58V57H111ZM160 58V56H159ZM191 58V57H190ZM4 59V58H3ZM13 59V57H12ZM42 59V58H41ZM104 59V58H102ZM113 59V58H112ZM116 60V59H115ZM114 60V61H115ZM162 60V59H160ZM6 61V60H5ZM11 61V60H10ZM25 61V62H24ZM101 61V60H100ZM239 61V62H238ZM7 62H9V60H7ZM12 62V61H11ZM11 62H9L8 64H10ZM24 62V63H23ZM46 62V61H45ZM73 62V61H72ZM103 62V61H102ZM110 62V60H109ZM117 62V61H116ZM115 62V63H116ZM48 63V62H47ZM112 63V62H111ZM118 63V62H117ZM157 63V61H156ZM171 63H174L171 64ZM71 64V63H70ZM82 64V63H80ZM105 64V63H104ZM113 65V63H112ZM167 65H170L167 66ZM236 65V66H235ZM53 66V65H52ZM106 66V65H105ZM155 66V64H154ZM40 67V68H38ZM83 66L79 67V69H81ZM107 67V66H106ZM114 67V66H112ZM116 67V65H115ZM169 67V68H168ZM177 67V66H176ZM59 68V67H58ZM85 68V67H83ZM43 69V68H42ZM41 69V70H42ZM114 69V68H113ZM112 69V70H113ZM157 69V68H156ZM166 69V70H165ZM2 70V69H1ZM0 70V71H1ZM60 70V69H59ZM110 70V68L108 69ZM116 71V69L114 70ZM80 72V71H79ZM115 73L116 75L118 73ZM231 73V77L228 76V73ZM2 73V71H1ZM0 73V74H1ZM84 73V70H82L81 74ZM80 74V75H81ZM106 74V73H105ZM119 74V75H120ZM5 75V74H4ZM134 76V74H131V76ZM178 75V76H177ZM84 76V74H83ZM82 76V77H83ZM106 76V75H105ZM95 77V78H96ZM116 77V76H115ZM119 77V76H118ZM90 78V77H89ZM96 78V79H97ZM83 79V78H82ZM85 79V78H84ZM107 80V78H106ZM66 81V80H65ZM129 81V80H128ZM129 82V83H130ZM109 83V84H110ZM117 83V82H116ZM122 83V81H121ZM5 85V84H4ZM182 86V85H181ZM5 87V86H4ZM204 88H205V91L209 94V101H207L205 107H200V112H198L200 115H199V122H197L198 124V128L199 130L196 131V126L194 123H190L192 120H193V114L192 112L194 110L193 109V104H194V99H195V96L199 95V94H202V91H204ZM107 89V88H106ZM117 89V90H116ZM8 92V90H7ZM88 92V94H87ZM26 93V92H24ZM6 94V93H4ZM17 95V94H16ZM26 95V94H25ZM106 95V94H105ZM132 95V96H131ZM27 96V95H26ZM121 97V96H120ZM119 97V98H120ZM264 97V96H263ZM28 98V97H27ZM118 98V99H119ZM122 98V99H123ZM121 100V98H120ZM119 100V101H120ZM144 101L145 104L147 105V108H142L140 107V111L138 113H134L131 109L132 105H134L135 103L138 104L140 101ZM162 100H169V105L170 107L167 109V113H168V119L166 116H164V114H162L160 111H159V114H157L156 112V109H155V104H158L159 101H162ZM171 100V101H170ZM183 102H182V101ZM28 101V100H27ZM27 101H24V104L27 102ZM116 101V100H115ZM114 101V102H115ZM264 101V100H263ZM106 103V104H107ZM164 103V102H163ZM30 104V103H29ZM28 104V105H29ZM142 104V103H141ZM144 104V103H143ZM162 104V103H161ZM31 105V104H30ZM181 105L183 107V110L185 111V113H188L189 114V128L187 130V133H186V130L185 132L184 131H180L182 129L179 128V125H178V121H176V119L179 117V112L181 111L180 108H181ZM160 106V105H159ZM208 106V107H207ZM168 107V106H167ZM63 108V107H62ZM159 108V107H158ZM163 108V106H162ZM61 111V109H60ZM25 112V111H24ZM59 113V112H58ZM203 113H207L208 115L204 116ZM28 114V113H27ZM115 114V113H114ZM151 114V115H150ZM56 115V114H55ZM116 115V114H115ZM150 115L152 116V119L147 118V116ZM160 115V116H159ZM60 116V115H59ZM69 116V115H68ZM158 116H159V120L160 121H157L156 119H158ZM125 117V116H124ZM128 117V118H129ZM39 118H42V121H43V125L40 124V120ZM118 118V117H117ZM127 118V120H129ZM70 119V118H69ZM124 119V118H123ZM170 119V120H169ZM179 119V118H178ZM204 119V120H203ZM170 121V122H167ZM36 123H35V122ZM40 121V122H39ZM68 119H67V123H68ZM129 122V121H128ZM158 122H159V125H158ZM167 122V123H165ZM83 124V123H82ZM153 124V125H152ZM157 124V125H156ZM252 124V125H251ZM60 125V124H59ZM134 125V124H133ZM168 125V128H166V126ZM181 125V124H180ZM135 126V125H134ZM133 126V127H134ZM153 126V127H152ZM158 126L159 129H153L154 127ZM11 127V126H10ZM38 127V129L36 128ZM39 127H40V130H39ZM64 129L65 127L62 126ZM113 127H115L113 129ZM255 127V125H254ZM62 128V129H63ZM59 129V128H58ZM57 129V130H58ZM153 129V130H152ZM255 129V128H254ZM60 130V129H59ZM96 130V131H97ZM135 130V128H134ZM67 130H65L66 132ZM94 131V133L96 132ZM119 131V130H117ZM25 132H29V135H30V132L32 134L31 138L35 139L34 137H36L37 139L39 138L40 141H41V146L43 148V150L47 151L46 154H41L43 159L39 158L37 159V157H34V159L32 158V153L30 151L29 148H32V141L31 139L25 135ZM62 132V130L60 131ZM20 133V132H19ZM67 133V132H66ZM237 133V135H235ZM123 134V132H122ZM127 134V135H126ZM67 135V134H65ZM64 135V136H65ZM101 135V134H100ZM158 135V136H156ZM184 135H186L187 139L186 141H188L187 143V150L184 148ZM58 136V135H57ZM105 136V138H106ZM121 136V137H120ZM205 136H209L207 138L210 139V142L212 143L211 145V148L209 150V148H207L206 144L205 143ZM214 136V139L215 140H220V142L218 143L219 145L222 144V147H219L217 146L214 142H216L213 137ZM61 137V136H59ZM104 137V136H103ZM102 137V138H103ZM124 137V136H123ZM125 137H124V140H125ZM129 137V138H128ZM131 137V138H132ZM78 138V137H77ZM89 138V137H88ZM97 139H99V137L96 136ZM157 138V139H158ZM217 138V139H216ZM236 138V141L235 139ZM258 138V139H260ZM35 139V140H37ZM38 139V140H39ZM58 139V140H57ZM158 139V140H159ZM196 139V138H195ZM106 140V139H104ZM125 140L126 143H128L127 141ZM256 140V139H255ZM89 141V140H88ZM123 141V140H122ZM133 141V140H132ZM235 141V142H234ZM35 142V141H34ZM68 142V141H67ZM86 142V141H85ZM97 143H95L96 145H94L95 147L92 148L90 150V153L92 156H94V158H100V154L98 153H101L105 147L103 148L104 145L101 144L100 140L96 141ZM103 142V141H102ZM208 142V141H206ZM209 142V143H210ZM256 142V141H255ZM104 143V142H103ZM156 143V142H155ZM253 145L254 147H250L251 145ZM71 144V143H70ZM89 144V143H88ZM107 144V143H105ZM122 144V143H121ZM120 144V145H121ZM151 144V145H150ZM159 144V143H158ZM256 144V143H255ZM100 145H102V148L99 147ZM115 145V146H116ZM196 145H198L196 143ZM31 146V147H30ZM37 146V145H35ZM89 146V145H88ZM87 146V147H88ZM106 146V145H105ZM143 146V145H141ZM155 146V145H153ZM91 147V146H90ZM88 147V148H90ZM117 147V146H116ZM140 147V146H139ZM149 147V148H150ZM53 148V149H52ZM65 148V147H64ZM99 148H101L100 152L99 151ZM110 148V149H111ZM254 148V149H253ZM28 149H29V154H31V156H27L28 155ZM34 150V148H32ZM31 149V150H32ZM116 149V148H115ZM138 149V147L136 148ZM153 149V148H151ZM155 149H156V152L158 150V152L160 153L159 155L156 154L157 157H159V164L161 163L162 165H165L163 164V161L165 158V155L163 152H164V148H159L158 149L156 148L155 146ZM35 150L37 151V149L35 148ZM107 150V149H106ZM105 150V152H106ZM109 150V149H108ZM113 150V148L111 149ZM140 150V148H139ZM144 150V149H143ZM154 150V149H153ZM152 150V151H153ZM35 151V152H36ZM41 151V150H40ZM110 151V150H109ZM181 151V152H179ZM34 152V151H33ZM39 152V151H38ZM43 152V151H42ZM104 152V151H103ZM104 152V153H105ZM128 152V151H127ZM131 152V151H130ZM139 152V151H138ZM155 152V151H154ZM155 152V153H156ZM157 152V153H158ZM166 152V150H165ZM41 152H39V156L41 157L40 155ZM108 153V152H107ZM114 153V150L113 152ZM134 153H136L134 151ZM149 153H152V152H149ZM60 154V155H61ZM79 154V153H78ZM109 154V153H108ZM111 154V153H110ZM116 154V153H115ZM120 153H118V156ZM133 154V153H131ZM130 154V155H131ZM138 154V153H137ZM144 154V153H142ZM173 154V155H174ZM178 154V155H176ZM57 155V154H56ZM77 155V154H75ZM107 155V154H105ZM102 154V156H105ZM136 155V154H134ZM134 155L131 157H133V159L131 160V164L133 166H131L130 169H133L134 172L136 171V168H135V163L137 162L134 158ZM141 155V154H140ZM140 155H137L140 157ZM147 155V154H146ZM35 156V155H34ZM73 156V155H72ZM91 156V157H92ZM111 156V155H110ZM115 156V155H114ZM117 156V154H116ZM115 156V157H116ZM162 158H161V157ZM216 156L219 158L218 161L216 160ZM79 157V156H78ZM113 157V156H112ZM29 158H32L31 160H29ZM35 158H36V161H35ZM81 158V157H80ZM79 158V160H81ZM93 158L92 161H95ZM105 158H107L105 156ZM127 158V157H126ZM129 158V159H130ZM152 158V157H151ZM179 158V157H178ZM28 159V160H27ZM86 159V158H85ZM101 159V158H100ZM103 159V158H102ZM109 159V158H108ZM119 159V158H118ZM150 159V158H148ZM153 159V158H152ZM157 159V158H156ZM167 159V158H166ZM185 160V158H183ZM73 160V159H72ZM111 160V159H110ZM128 160V158H127ZM151 160V159H150ZM157 160V161H158ZM175 160V159H174ZM178 160V159H176ZM184 160H182L184 162ZM191 160V161H190ZM31 161H35L34 163H32ZM88 161V160H87ZM99 161V160H97ZM96 161V162H97ZM104 161V160H103ZM117 161V159H116ZM119 161V160H118ZM168 161V160H167ZM181 161V163H182ZM218 163H217V162ZM28 162H31V163H28ZM83 162V161H82ZM86 162V161H85ZM100 162V161H99ZM110 162V161H109ZM112 162V161H111ZM203 162V163H204ZM79 163V162H78ZM81 163V161H80ZM80 163L78 165L79 168L80 167ZM87 163V162H86ZM85 163V164H86ZM106 163V162H105ZM116 163V162H115ZM180 163V164H181ZM184 163V164H185ZM189 163V164H188ZM219 163V165L221 166V164ZM68 164V165H67ZM88 164V163H87ZM86 164V165H87ZM95 164V163H94ZM111 164V163H110ZM108 164V165H110ZM117 164V163H116ZM114 164V165H116ZM178 164V163H177ZM188 164V166H187ZM77 165V164H76ZM104 165V164H103ZM107 165V164H106ZM129 165V164H128ZM145 165V164H144ZM204 165V164H203ZM207 164V166H209ZM234 165V166H233ZM63 166V165H62ZM90 166V165H88ZM124 166V165H123ZM122 166V167H123ZM147 166V165H146ZM60 167V166H58ZM92 167V166H91ZM95 167V166H94ZM100 167V166H99ZM105 167V166H104ZM111 167V166H110ZM113 167V166H112ZM129 168V166H127ZM204 167V166H203ZM214 167V166H212ZM238 167V169H237ZM48 168V169H47ZM72 168V167H71ZM71 168H69L71 170ZM106 168V167H105ZM115 169V167H113ZM216 168V167H215ZM214 168V169H215ZM218 168V167H217ZM221 168V167H219ZM217 169L218 171L220 169ZM61 169V167L59 168ZM75 169V168H74ZM82 169V168H81ZM111 169V168H110ZM113 169V170H114ZM117 169V168H116ZM115 169V170H116ZM213 169V168H212ZM67 170V169H66ZM76 170V169H75ZM77 171H74L77 173V178L79 179L78 180V184L80 185V189H79V200L83 203H88L89 201V197H90V192L87 190L90 182L87 181V179H84L83 177V173H80L79 169H77ZM89 170V169H88ZM100 170V169H99ZM209 171V173L212 171L208 169H206ZM63 171V170H62ZM73 171V170H72ZM83 171V170H81ZM90 171V170H89ZM112 171V169H111ZM119 171V170H118ZM126 171H129L128 169ZM132 171V170H131ZM130 171V172H131ZM233 171V170H232ZM65 172V171H64ZM97 172V171H96ZM121 172H123L121 170ZM134 172L132 171L131 174L132 176L134 177L136 174H134ZM215 172V171H214ZM231 172V171H230ZM232 175V173H230ZM59 173V172H58ZM57 173V174H58ZM67 173V172H66ZM65 173V174H66ZM89 173V172H88ZM111 173V172H110ZM113 173V172H112ZM119 173V172H117ZM128 173V172H127ZM217 173V172H216ZM215 173V174H216ZM221 173V172H219ZM235 173V172H234ZM47 174V175H46ZM100 173H98V176H99ZM122 174V173H121ZM124 174V173H123ZM130 174V173H128ZM130 174V176H131ZM214 174V173H213ZM70 175L69 174V171L67 173V176ZM91 175V174H89ZM93 175V174H92ZM103 173L100 175L102 176ZM111 175V174H110ZM114 175V174H113ZM112 175V176H113ZM138 175V174H137ZM207 172H206V176H207ZM219 175V174H217ZM231 175H228L231 176ZM24 176H26L24 174ZM32 176V177H31ZM111 176V177H112ZM115 176H116V173H115ZM113 176V177H115ZM68 177H73V176H68ZM110 177V178H111ZM128 177V175H127ZM133 177L131 179H133ZM163 177V176H162ZM208 177H211V174L208 175ZM214 177V175H213ZM212 177V178H213ZM216 177V176H215ZM227 177V178H228ZM234 177V176H233ZM30 178L32 180H30ZM40 178V179H41ZM59 177H57L56 179H58ZM102 177H100L99 179L101 180ZM105 178V177H104ZM103 178V179H104ZM121 178V177H120ZM231 178V177H230ZM102 179V181H103ZM129 179V178H128ZM218 179V181H219ZM45 180V179H44ZM61 180V179H60ZM59 180V181H60ZM99 180V181H100ZM114 180V179H113ZM135 180V179H133ZM139 180V179H138ZM164 179H162L163 181ZM206 180V179H205ZM34 181V180H33ZM37 181V180H36ZM43 181V180H42ZM57 181V180H56ZM63 181V180H62ZM66 181V180H65ZM112 181V180H111ZM132 181V180H131ZM229 181V179H228ZM45 182V181H44ZM61 182V181H60ZM69 183V181H67ZM217 182V181H216ZM233 182V180H232ZM231 182V183H232ZM47 183V182H46ZM56 184L59 182H55ZM54 183V185H55ZM62 184H64L63 182H61ZM60 183V184H61ZM181 183V182H180ZM230 183V182H229ZM37 184V182H36ZM61 184V185H62ZM71 184V182H70ZM93 185V183H91ZM118 184V183H117ZM165 184V183H164ZM217 184V183H216ZM224 184V183H222ZM228 185V182L226 183ZM224 184V185H226ZM72 185V184H71ZM78 185V186H79ZM105 185V184H104ZM115 185V184H114ZM221 185V184H220ZM226 185V186H227ZM231 185V184H229ZM228 185V186H229ZM234 185V184H233ZM41 186V185H40ZM53 186V187H52ZM56 186V185H55ZM59 186V185H57ZM112 186V184H111ZM110 186V187H111ZM136 186V185H134ZM170 186V185H169ZM227 186V187H228ZM37 187V186H36ZM172 187V186H171ZM177 185H176V190H177ZM223 186L221 185V190L222 191V188ZM47 188V187H46ZM53 188V189H52ZM59 188V189H58ZM70 188V187H69ZM106 188V187H105ZM161 189H164V192H166L167 189L165 188H168V192H166V194L170 193L171 194V189H169L168 187V184H167V187H160ZM226 187H224L225 189ZM236 188V187H235ZM40 189V187H39ZM43 189V188H41ZM45 189V188H44ZM63 189V188H62ZM72 189H74V191H72ZM93 189V188H92ZM134 189V188H133ZM179 190L181 189L180 187L178 188ZM237 189V188H236ZM172 190H175V189H172ZM179 190L177 191H174V193L178 192ZM217 190V189H216ZM217 190V191H218ZM225 190H227L225 193L229 192L228 189L226 188ZM232 190H235V189H231L230 192ZM100 191V190H98ZM97 191V192H98ZM106 191V190H105ZM170 191V192H169ZM219 191V192H220ZM65 192L67 193L66 189H65ZM71 192V193H70ZM139 192V191H138ZM163 194H162V193ZM159 192L160 194L163 195V199H165L164 196H167L163 190ZM42 193V194H40ZM60 193V192H59ZM216 193V192H215ZM214 193V194H215ZM224 193V192H223ZM94 194V193H93ZM92 194V195H93ZM165 194V195H164ZM170 194L168 195L170 197ZM184 194V193H183ZM218 194V193H217ZM221 194V193H220ZM219 194V195H220ZM236 194V193H234ZM44 195H46L44 197ZM53 195V196H52ZM111 195V193H110ZM117 195V194H116ZM141 195V193H140ZM174 195V194H173ZM177 195V194H176ZM176 195H174V197H177ZM181 195V194H180ZM185 195V194H184ZM213 195V194H212ZM10 197V196H9ZM57 197V196H56ZM101 197V196H100ZM126 197V196H125ZM162 197V196H161ZM168 197V198H169ZM173 197V198H174ZM181 197V196H179ZM177 197V198H179ZM212 197V196H211ZM218 197V196H217ZM42 198V199H41ZM104 198V197H103ZM107 198V197H106ZM138 198V197H137ZM142 198V197H141ZM150 198V197H149ZM167 198V200H169ZM55 199V198H54ZM76 199V198H75ZM105 199V198H104ZM134 199V198H133ZM148 199V198H147ZM162 199V198H161ZM213 199V197H212ZM246 199V198H245ZM124 200V199H123ZM123 200H122V203H123ZM139 200V199H137ZM166 200V199H165ZM177 200V199H175ZM179 200V199H178ZM181 200V198H180ZM184 201V198L182 199ZM210 200V199H209ZM93 201V200H92ZM134 201V200H133ZM153 201V200H152ZM140 202V201H139ZM143 202V201H142ZM167 202V201H166ZM178 202V201H177ZM91 203V202H90ZM89 203V205H90ZM93 203H95L93 201ZM121 203V202H120ZM137 203V202H136ZM144 203V202H143ZM180 203H182V201H180ZM77 204V203H76ZM79 204V203H78ZM92 204V203H91ZM132 204V203H131ZM162 204V203H161ZM165 204V203H164ZM93 205V204H92ZM91 205V206H92ZM133 205V204H132ZM144 205V204H143ZM147 205V204H146ZM166 205V204H165ZM181 205V204H180ZM183 205V204H182ZM245 205V204H244ZM49 206V207H48ZM77 206V205H76ZM83 206V205H82ZM111 206V205H110ZM129 206V205H128ZM80 206H78L79 208ZM97 207V206H96ZM147 207V206H146ZM42 208V207H41ZM88 208V207H87ZM157 208V207H156ZM160 208V207H159ZM164 208V207H163ZM162 208V210H163ZM183 208V206H182ZM85 209V208H84ZM106 209V208H105ZM221 209V208H220ZM248 209V208H246ZM75 210V209H73ZM80 210V209H79ZM83 210V209H82ZM95 210V209H94ZM146 210V209H145ZM154 210V209H153ZM165 210V209H164ZM234 210V209H233ZM49 211V210H48ZM78 211V210H77ZM81 211V210H80ZM97 211V210H96ZM95 211V212H96ZM148 211V210H147ZM166 211V210H165ZM164 211V212H165ZM221 211V210H220ZM244 211V210H243ZM30 214L31 212L28 211ZM76 212V211H75ZM82 212V211H81ZM84 212V211H83ZM82 212V213H83ZM94 212V211H93ZM98 212V211H97ZM145 212V211H144ZM150 212V211H149ZM156 212V211H155ZM158 212V211H157ZM162 212V211H161ZM248 212V211H247ZM252 212V210H251ZM42 213V212H41ZM64 213V212H63ZM74 213V212H73ZM129 213V212H128ZM127 213V214H128ZM215 213V212H214ZM27 214V213H26ZM25 214V215H26ZM43 214V213H42ZM52 214V215H53ZM67 214V213H66ZM70 214V213H69ZM85 214V213H84ZM102 214L105 215V213L103 212ZM219 214V213H218ZM221 214V212H220ZM246 214V213H245ZM37 215V214H36ZM39 215V213H38ZM56 215V216H58ZM86 215V214H85ZM148 215V213H147ZM152 215V214H151ZM222 215V214H221ZM230 215V214H229ZM31 216V214H30ZM69 216V215H68ZM72 216V215H71ZM75 216V215H74ZM150 216V215H149ZM233 216V215H231ZM235 216V215H234ZM242 216V215H241ZM240 216V217H241ZM55 217V216H54ZM52 216V218H54ZM62 217V216H61ZM65 217V216H64ZM67 217V216H66ZM86 217V216H84ZM99 217V216H98ZM140 217V216H139ZM144 217V216H143ZM148 217V216H147ZM145 217V220L146 218ZM246 217V216H245ZM244 217V218H245ZM47 218V217H46ZM57 218V217H56ZM55 218V220H56ZM76 218V217H74ZM88 219V217H86ZM85 218V219H86ZM131 218V217H130ZM229 218V217H228ZM230 218H233V217H230ZM2 219V218H1ZM0 219V220H1ZM48 219V218H47ZM50 219V218H49ZM60 219V218H59ZM64 220V218H62ZM71 219V218H70ZM69 219V220H70ZM95 219V218H94ZM97 219V218H96ZM95 219V220H96ZM102 220V217L99 218ZM106 219V218H104ZM109 219V218H108ZM111 219V217H110ZM156 219V218H155ZM27 220V219H26ZM52 220V219H51ZM67 220V219H66ZM74 220V219H73ZM76 220V219H75ZM78 220V219H77ZM99 220V221H101ZM149 221V219H147ZM218 220V219H217ZM226 220V219H225ZM224 220V221H225ZM228 220H232V219H228ZM227 220V221H228ZM251 220V221H252ZM53 221V220H52ZM87 221V220H86ZM94 221V220H93ZM108 221V220H107ZM106 221V224L108 223ZM235 221V220H233ZM250 221V222H251ZM26 222V221H25ZM49 222V220H48ZM61 222V221H60ZM66 223V221H64ZM90 222V221H89ZM135 222V221H134ZM247 223H249L248 221H245ZM64 223V224H65ZM100 223V222H99ZM126 223V221H125ZM223 225H224V222H222ZM230 223V221H229ZM238 223V221H237ZM242 223V222H241ZM240 223V224H241ZM29 224V223H28ZM50 224V223H49ZM56 224V221L55 223ZM105 224V225H106ZM115 224V223H114ZM113 224V225H114ZM145 224V223H144ZM220 224V223H219ZM218 224V225H219ZM245 224V223H244ZM59 225H61L59 223ZM90 225V224H89ZM109 225V223H108ZM111 225V224H110ZM217 225V226H218ZM222 225V224H220ZM227 225V224H226ZM233 225V224H232ZM243 225V224H242ZM248 225V224H247ZM251 225V224H250ZM249 225V226H250ZM25 226V225H24ZM28 226V225H27ZM74 226V225H72ZM101 226V225H99ZM234 226V225H233ZM232 226V228H233ZM237 226V225H236ZM53 227V226H52ZM108 227V226H107ZM111 227V226H110ZM121 227V226H120ZM155 227V225H154ZM221 227H224V226H221ZM220 227V228H221ZM130 228V227H129ZM172 228V227H171ZM170 228V229H171ZM231 228V229H232ZM43 229V228H42ZM58 229V228H57ZM96 229V228H95ZM229 229V228H228ZM227 229V230H228ZM234 229V228H233ZM53 230V229H52ZM101 230V229H100ZM177 230V229H175ZM220 230V229H219ZM223 230V231H222ZM222 234L220 237H222L219 241L217 240L218 244V249L222 252V250L225 249V252L226 250L228 251L229 249H231L230 247H232L230 245L229 248L226 249V247L229 246V244H231V241H228L230 243H227L226 238H230L229 240H231V236H228L225 238V235H223V232H224V228H222ZM59 231V230H58ZM70 231V230H69ZM90 231V230H89ZM172 231V230H171ZM60 232V231H59ZM86 232V231H85ZM148 232V231H147ZM220 232V231H219ZM227 232V231H226ZM229 232V231H228ZM53 233V232H52ZM55 233V232H54ZM92 233V232H91ZM90 233V234H91ZM113 233V231H112ZM216 233V232H215ZM218 233V232H217ZM149 234V233H148ZM147 234V235H148ZM172 234V233H171ZM175 234V231L172 235ZM229 234V233H228ZM231 234V233H230ZM51 235V234H50ZM66 235V234H65ZM223 235V236H222ZM61 236V234H60ZM88 236V235H87ZM90 236V235H89ZM227 236V235H226ZM62 237V236H61ZM149 237V236H148ZM175 237V236H174ZM173 237V238H174ZM177 237V236H176ZM178 238V237H177ZM215 238V236H214ZM175 239V238H174ZM61 240V239H60ZM156 240V239H155ZM179 240V239H178ZM240 240V239H239ZM119 241V240H118ZM236 242V241H235ZM243 242V241H242ZM174 243H176L174 241ZM179 243V241L177 242ZM183 243V242H182ZM181 243V245H182ZM185 243V242H184ZM157 244V243H156ZM235 244V243H234ZM238 244V243H237ZM245 244V242H244ZM251 245V243H249ZM6 245V244H5ZM110 245V244H109ZM212 245V244H211ZM240 245V244H239ZM243 245V244H242ZM250 245H249V248H250ZM4 246V245H3ZM116 246V245H115ZM236 246V245H235ZM252 246V245H251ZM208 247V246H207ZM241 247V246H240ZM245 247H248V246H245ZM244 245H243V248H245ZM211 248V247H210ZM239 248V247H238ZM237 248V249H238ZM247 248V249H249ZM254 248V246H253ZM252 247L250 249H252V251L254 250ZM9 249V248H8ZM186 249V248H185ZM233 249V248H232ZM236 249V250H237ZM241 248H239L238 250H240ZM10 250V249H9ZM243 250V249H242ZM257 250V249H256ZM8 252V250H6ZM5 251V252H6ZM16 251V250H15ZM14 251V252H15ZM20 251V250H19ZM102 251V250H101ZM210 251V250H209ZM214 251V250H213ZM241 251V250H240ZM251 251V250H250ZM255 251V250H254ZM258 251V250H257ZM4 252V250H3ZM216 253L217 252V249L215 251ZM224 252V253H225ZM260 252V251H259ZM262 252V251H261ZM16 253V252H15ZM104 253V252H103ZM212 253V251H211ZM249 253V252H248ZM95 254V253H94ZM101 254V253H100ZM219 255H217L219 258V261L217 262L215 260V262H217V264L220 263V259L221 256L223 255L222 253H218ZM222 254V255H221ZM246 254V253H245ZM251 254V253H250ZM17 255V253H16ZM86 255V254H85ZM213 255V254H212ZM252 255V254H251ZM18 256V255H17ZM16 256V257H17ZM241 256V254H240ZM244 256V255H243ZM258 256V255H257ZM71 257V256H70ZM106 257V256H105ZM215 257V256H214ZM213 257V259H214ZM242 257V256H241ZM252 257V256H251ZM95 258V257H94ZM247 258V257H246ZM9 259V258H8ZM18 259V258H16ZM61 259V258H60ZM65 259V258H64ZM202 259V258H201ZM63 260V259H62ZM96 260V259H94ZM114 260V259H113ZM149 260V259H148ZM188 260V259H187ZM212 260V259H211ZM226 260V259H225ZM222 259V261H225ZM235 260V259H234ZM19 261V260H18ZM67 261V260H66ZM65 261V262H66ZM143 261V260H142ZM204 261V259H203ZM210 261V259H209ZM237 261V260H236ZM243 261V260H242ZM15 262V261H14ZM46 262V261H45ZM58 262V261H57ZM106 262V261H105ZM144 262V261H143ZM213 262V261H212ZM213 262V263H215ZM226 262V261H225ZM244 262V261H243ZM19 264V262H17ZM36 263V262H35ZM44 263V262H43ZM55 263V262H53ZM92 263V262H91ZM174 263V262H173ZM224 263V262H222ZM95 264V263H94ZM121 264V263H120ZM149 264V263H147ZM202 264V263H201ZM208 264V263H207ZM225 264V263H224Z\"/></svg>",
    "mask_w": 264,
    "mask_h": 264
}]
</instances>
